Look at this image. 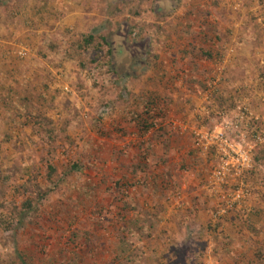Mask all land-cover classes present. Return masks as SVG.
<instances>
[{
  "label": "rangeland",
  "instance_id": "obj_1",
  "mask_svg": "<svg viewBox=\"0 0 264 264\" xmlns=\"http://www.w3.org/2000/svg\"><path fill=\"white\" fill-rule=\"evenodd\" d=\"M144 212L127 264H264V0H0V264H118Z\"/></svg>",
  "mask_w": 264,
  "mask_h": 264
},
{
  "label": "trees",
  "instance_id": "obj_2",
  "mask_svg": "<svg viewBox=\"0 0 264 264\" xmlns=\"http://www.w3.org/2000/svg\"><path fill=\"white\" fill-rule=\"evenodd\" d=\"M146 104V103H145ZM144 104V105H145ZM156 107L154 104L146 105L145 109L140 113L137 114L134 118V126L136 128V131L141 136L143 134H146L150 129L154 128V126L157 123H160V116H164V113L162 109H158L156 111ZM154 111V112H153ZM50 172L53 173L54 169L50 167ZM12 211L15 214H18L19 219L15 221L13 218L10 217L6 218V223H8L10 226H19V227H30L31 224V218H35L40 216L41 210L39 207H36L33 204V201L30 199H26L24 202L19 203V208L12 209ZM125 211L124 206H122L121 212L123 213ZM124 214V213H123ZM147 215L146 212H144L140 218H137L136 216H132L131 218H128L127 216L121 215L120 222L122 221V225L120 229H117L115 232L112 231L111 235L114 238V242L117 244V247L113 249L114 259L116 261H119L118 264H127V261L129 260V248L128 243L126 242L127 239L123 236V231L125 228H128L131 226L132 232L134 230H140L142 226L145 225L147 221ZM24 219L26 222H24ZM13 222H16L14 225H12ZM36 251L32 250L31 248L19 250L17 253V260L12 264H41L43 259L36 258L35 254ZM58 256V255H56ZM87 254H77L68 252V256L66 254L62 255V258L60 261H43L44 264H85L83 262V258H86Z\"/></svg>",
  "mask_w": 264,
  "mask_h": 264
}]
</instances>
